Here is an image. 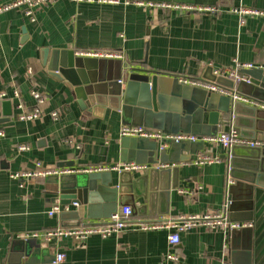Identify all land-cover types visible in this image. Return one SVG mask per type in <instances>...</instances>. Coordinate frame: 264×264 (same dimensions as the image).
I'll return each instance as SVG.
<instances>
[{"label": "crops", "instance_id": "0c3cea01", "mask_svg": "<svg viewBox=\"0 0 264 264\" xmlns=\"http://www.w3.org/2000/svg\"><path fill=\"white\" fill-rule=\"evenodd\" d=\"M10 1L0 0V5ZM137 1L215 7L217 12L186 13ZM239 7L264 10V0H52L38 7L33 17L21 9L0 15V118L8 119L0 123V264L31 258L45 264L59 253L65 255L64 260L52 264H264V187L255 185L252 198L246 189L232 191L235 199L230 217L251 215L244 220L251 225L241 229L226 233L198 225L182 231L181 242L173 246L169 242L173 228H140V223L174 222L183 215L202 217L222 209L227 201L224 155L229 154L228 149L218 142L200 140L164 148L159 140L120 135L121 127L131 124L199 136L232 127V122L218 127L208 123L210 106L226 96L183 84L180 78L212 80L215 69L235 68L236 61L257 67L264 64V16L241 17L234 12ZM44 49H49L48 62L54 50L61 51L62 79L44 64ZM83 52H121L123 59H108L124 62V88L132 69L149 78L158 74L161 82H167L168 93L159 88L157 109L151 96L130 107L122 99L121 108L109 102L83 109L73 81L84 82L90 74L96 76L103 70L100 64L90 67L86 59L106 58ZM236 89L248 95L255 92L248 82L236 83ZM33 91L45 99L41 114L34 120H22L20 113L32 111L38 104ZM9 110L11 115L5 116ZM132 138L142 140V145ZM256 139H264V132H258ZM21 145L28 149L20 150ZM200 156L219 160L197 164ZM161 158H170L164 167L178 168L173 172L178 187L171 189L168 199L161 194L151 202L140 198L137 205H147L145 213H133L121 232L107 238L91 235L79 241L61 236L48 241L33 233L107 219L128 202L127 193L118 190L121 171L88 172L100 190L84 219L74 204L59 215H49L60 204L51 182L58 175L25 181L12 177L15 172L38 168V162L45 169L137 162L146 166L132 170L138 178L158 165L154 159ZM173 255L178 259H172Z\"/></svg>", "mask_w": 264, "mask_h": 264}, {"label": "water", "instance_id": "95a60500", "mask_svg": "<svg viewBox=\"0 0 264 264\" xmlns=\"http://www.w3.org/2000/svg\"><path fill=\"white\" fill-rule=\"evenodd\" d=\"M42 57L44 64H48V68L52 72L51 74L58 79H62V74L65 72H63L64 69L61 71L62 63L60 67L61 51L54 50L48 62L49 49H44ZM86 62L90 67H95L97 64H100L103 70L96 76L90 74L91 78L86 79L84 82L79 80L73 81L76 86V96L83 109L101 104L102 106L107 105L109 102L114 104L116 108H121L122 99L126 101L125 105L130 107L137 104L138 99L146 101L149 96L152 97L154 108L157 109L159 88L162 92L168 93L169 88L167 82H161L158 74L149 78L147 74L135 72L132 69L128 73V81L124 88L121 80L126 68L122 60L94 58L86 59ZM242 73L250 77V84H252L255 91L249 95L264 104V68L254 67L244 69ZM210 79L232 89L236 88L235 82L227 77H217L213 74ZM134 85L135 87H133ZM226 97V100L213 102L210 106L208 122L210 126L218 127L221 123L232 122L231 124L240 132L241 136L249 139H256L258 132H264L263 107L239 101L233 102L231 98ZM166 98L168 99V97ZM3 104L6 105V102ZM10 115L11 111H6L5 116ZM7 120L0 118V123ZM217 134L218 132L215 129L211 136ZM132 139V141H135L134 143L137 144L138 142V145H142L143 143L142 140H137V138ZM240 150L248 151L246 154L240 155ZM224 158L227 162L228 177L234 181L229 186L230 199L232 200L229 211L232 212L235 199L233 190L238 187V191L246 189L249 191V198H252V191L255 185L264 187V148L234 146L229 149V154L224 155ZM153 162H157L156 164L158 165L152 168L148 174L138 178L134 177L132 170H122L120 172V184L122 188L118 187V190L120 189L122 192L127 193L128 202H125L123 205H130L134 214L137 211L138 213H145L147 208V205H137V201L140 198L150 201L161 194V196H165L168 199L171 189L178 187L176 183H173V172L178 171V168L176 167L174 169L170 166H163V164L170 162V158H161L160 161H155L154 159ZM62 165L66 166L71 164L62 163ZM51 182L53 183V196L59 198L60 204L72 205L77 203L78 216L81 219L87 218L88 212L93 208L100 190L96 178L94 176L92 177L88 172H82L57 176ZM116 211L114 210L112 213ZM250 218V214L244 216L243 219H234L231 215V219L236 221H244ZM55 260L56 257L52 261H47L45 264H52ZM17 264L41 263L38 262V259L31 258L25 262L21 260Z\"/></svg>", "mask_w": 264, "mask_h": 264}, {"label": "built area", "instance_id": "2783aa9c", "mask_svg": "<svg viewBox=\"0 0 264 264\" xmlns=\"http://www.w3.org/2000/svg\"><path fill=\"white\" fill-rule=\"evenodd\" d=\"M52 0H13L8 3L0 5V15L10 11L12 9H21L23 12L33 17L35 10L49 3ZM82 1V0H79ZM94 1V0H88ZM108 1V0H98ZM112 2L117 0H111ZM139 4L147 5L149 7H155L159 9H175L182 12H217L215 7H198L194 5L188 4H173L166 3L160 1H137ZM234 12L241 17H263L264 10L252 9L248 7H239L235 8ZM82 54L87 56H101L106 58H114V59H123L124 55L121 52H83ZM257 67L253 63H245L236 61L235 68H222L215 69L214 75L217 77H227L232 79L235 83L239 82H248L250 83V78L242 73L244 69H251ZM259 67L264 68V64ZM180 82L183 84H189L193 86H198L206 89L212 93H218L224 96L230 97L233 102H243L250 105L263 107L264 104L260 103L256 99L242 94L236 89H232L225 85L218 83L215 80H207L204 78H194V77H183L180 78ZM33 96L37 100V106L32 111H23L20 113L19 118L22 120H34L39 117L40 113V104L45 100L44 97L38 92L33 91ZM23 107V105H19ZM55 119H58V113H53ZM121 137H142L147 139L159 140L162 142V147L166 148L171 143H182L185 141H203V142H218L221 143L226 149H231L234 146H250V147H259L264 148V139H249L241 136L240 132L231 127L229 130L219 132L215 136H199L195 134L188 133H166L161 130H153L149 129L145 126L141 125H123L120 130ZM20 150L28 149L26 145H21L19 147ZM219 158H213L208 156H200L197 160V164H205L211 163L213 161H217ZM38 168L34 170L15 172L12 174V177L17 180L25 181L30 178L37 177H46L50 175H63V174H72V173H82V172H92V171H103V170H140L144 169L146 166L144 164H138L136 162H129L124 164H116L114 166H90L83 169H74L70 167H59L53 169H45L41 167V163H37ZM232 180L228 177V183L230 184ZM231 201L227 198L226 203L223 208L217 210L214 213L204 214L202 217L197 215L186 216L183 215L179 217L178 220L174 222L167 223H140V228L143 230H152V229H162V228H173V232L169 236V242L171 245L175 246L181 242L182 231L191 229L192 227L202 225L206 227H210L213 229L221 228L225 230L226 233L229 231L241 229L247 227L251 224L245 222L231 221L228 216V209ZM74 205L78 206L77 203ZM69 205L57 204L52 207L49 211L50 216L59 215L63 210H68ZM133 211L130 205H123L119 210L115 213H112L111 216L105 220H102L98 223L89 224V225H79L75 227H56L54 229L48 230L45 233H33L35 238L38 236H43L46 240L51 241L54 238H59L61 236H72L79 241L85 240L91 235H100L103 238H107L114 234L121 232L125 226L128 224V219L132 217ZM65 255L63 253H59L56 257L55 262H60L64 260ZM172 259H178L176 256H171Z\"/></svg>", "mask_w": 264, "mask_h": 264}, {"label": "bare ground", "instance_id": "6f19581e", "mask_svg": "<svg viewBox=\"0 0 264 264\" xmlns=\"http://www.w3.org/2000/svg\"><path fill=\"white\" fill-rule=\"evenodd\" d=\"M77 1H79V0H77ZM244 75H246V74H244ZM247 76V75H246ZM240 83V82H239ZM236 84V83H235ZM236 89V88H235ZM237 90V89H236ZM238 91V90H237ZM240 92V91H239ZM240 93H242V92H240ZM242 94H244V93H242ZM246 95V94H245ZM248 96H250V95H248ZM251 97V96H250ZM230 98V97H229ZM253 98V97H252ZM232 100V99H231ZM233 101V100H232ZM247 104V103H246ZM232 127H234L233 125H232ZM235 128V127H234ZM229 150V149H228ZM232 180V179H231ZM234 183V182H233ZM229 186H230V184L228 183V185H227V198L231 201V203H232V200L230 199V193H229ZM231 203H230V205H231ZM230 207V206H229ZM63 212V211H62ZM61 212V213H62ZM230 211H229V209H228V216H229V218H230V220L231 221H236V220H232L231 219V217H230ZM238 222H244V221H238ZM245 223H247V222H245Z\"/></svg>", "mask_w": 264, "mask_h": 264}]
</instances>
